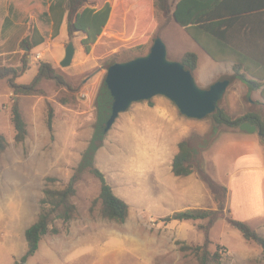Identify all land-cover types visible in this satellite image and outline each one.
<instances>
[{
    "label": "rangeland",
    "instance_id": "rangeland-1",
    "mask_svg": "<svg viewBox=\"0 0 264 264\" xmlns=\"http://www.w3.org/2000/svg\"><path fill=\"white\" fill-rule=\"evenodd\" d=\"M95 1L99 3L105 0ZM90 5L96 6L93 2ZM48 6V0H0V66L14 68L22 66L24 51L21 42L31 36L36 27L47 40L30 53V67L16 79V82L22 85L31 84L38 73L39 64L46 62L52 64L71 87L59 86L54 80L45 79L38 84L34 94L17 96L7 79L0 80V134L5 136L8 142L6 150L0 155V249L6 251L12 241H18L20 248L23 245L27 248L26 230L36 222L42 211L44 191L47 188L63 189L75 176L77 193L73 202L79 210V216L69 222H56L60 232L58 234L49 232L42 237L41 249L31 259L30 264H64L61 245L78 244L79 240L86 241L87 237L82 233L85 228H94L101 232L117 230L124 232L129 228L139 231L141 236L137 238L148 240V248H150L146 254L147 264H198L191 247L204 244L205 236L200 226L206 225L207 220L188 221L186 225L176 226L162 222L163 218L173 215L179 207H189L185 210L219 211V217L210 231L209 249L211 252L219 249V254L222 256L221 264H264L262 249L255 243L247 241L238 229L228 223L227 218L231 216L226 206L220 208L218 205L216 197L219 193L216 194L208 185L198 181L190 184L193 192L187 194L183 191L186 186H181L177 179L160 181L155 176L149 175L143 181H139V176L138 181L111 180L115 193L129 203L130 215L125 223H117L102 217L101 202L96 201L101 191L99 178L89 169L77 175V169L95 130L98 119L96 101L107 74L108 63L113 59L123 62L135 57L138 52L127 49L128 46H125L116 34L106 31L91 53L86 54L84 50L79 51L83 35L76 33L69 37L66 24L62 31L60 30L61 34L52 38L50 22L43 16L44 12L48 11ZM6 17L8 20L5 21L2 31L4 22L2 20ZM157 17L160 29L157 35L160 37L165 33L166 42L177 53L188 51L189 34L186 35L177 28L166 30L167 27L175 25L172 18H166L160 12ZM70 41H73L77 54L73 63L63 68L60 63ZM40 53L43 55L38 57ZM173 57L172 53L168 54L170 60L176 61ZM226 100H222L219 109L227 118L236 120L241 118L242 113L248 111L245 109L247 103L232 101V107L227 108ZM16 101L27 123L28 134L23 142L16 140L13 123V106ZM118 118L108 131L105 140L113 141ZM195 122L197 134L211 136L212 128L216 125L214 116ZM219 128L222 129L218 134L219 138L217 135L212 140L206 152L225 135L222 131L228 129L226 125H221ZM95 162L96 167L102 170L98 167L96 158ZM124 166L130 171L155 170V165L149 164L145 157L135 155ZM203 167L205 168L204 164ZM208 169L210 171L205 170L212 177L210 166ZM195 175L198 177L197 173ZM161 238L163 239L162 254L160 255L158 250L156 255V248L159 249V242L156 241ZM104 239L107 238L97 237L94 245L103 244ZM85 241L80 242L81 245L68 254V257H74L82 252L88 245H84L87 243ZM106 241L109 242L108 244H115L116 240L111 237ZM21 259L22 257H19L15 264L20 263ZM78 262L76 263H87L85 260ZM98 264H118V262L114 260V256H109ZM119 264L137 263L125 258Z\"/></svg>",
    "mask_w": 264,
    "mask_h": 264
},
{
    "label": "trees",
    "instance_id": "trees-1",
    "mask_svg": "<svg viewBox=\"0 0 264 264\" xmlns=\"http://www.w3.org/2000/svg\"><path fill=\"white\" fill-rule=\"evenodd\" d=\"M237 1L236 4V2L232 3V0H114L113 3L107 0L99 3L95 0H49V10L48 12H44L43 16H46L51 23L52 38L59 36L63 21L66 18L69 37H72L76 33H81L83 35L81 44L86 54L91 53L99 38L106 31L117 32L121 42L125 46H128L127 49L138 52V55L135 57L125 60L129 61L146 55L151 48L152 41L159 37L158 35H155L153 38L151 36L155 33L157 27L155 20L157 13L160 12L164 17L177 21L189 36L199 43L213 59L220 61L222 56H237L235 46L230 43L232 29L238 24L251 25L254 20L252 15H258V13H262L261 11L264 10V3H258L256 0ZM92 2L100 7L89 6V3ZM224 8L225 11L221 13L217 11ZM230 8L235 10H231ZM229 9L231 11H228ZM215 21H220L218 24L223 28L222 31H216L210 25ZM249 31L251 30H246L245 33L249 34ZM202 33H205L207 36H202ZM45 42L44 35L38 28L34 27L31 36L24 38L21 42V47L24 51L22 66L19 68L0 66V80L7 79L15 95L34 94L38 84L45 79L54 80L59 86L71 88L64 76L58 73L52 64L46 62L39 64L38 73L31 84L22 85L16 82V79L23 75L30 67V53ZM179 61L187 70L194 74L198 68L199 57L197 53L188 51ZM117 62L116 59L110 61L107 66V72L110 66ZM248 75L254 80L250 79ZM106 76L97 96L98 119L95 130L87 149L82 155L77 175L89 169L99 178L101 191L96 201L101 202L102 217L117 223H125L130 214V206L115 194L103 172L96 167L95 162L96 154L104 145V140L108 133V131L104 133L103 129V100ZM222 79H230V85L235 80L243 81L250 88L248 97L251 91L258 90L264 86V60H234V75L223 77ZM262 96L264 98V90L262 91ZM222 100L219 102V107ZM148 102L151 103L152 99L148 100ZM211 116H214L216 121V125L212 128L211 136H201L196 132H192L188 137L183 139L179 143V153L173 160L172 172L175 177H187L193 173H198L200 179L210 189L214 190L215 193H219V196L216 195L218 199L216 201L220 208H223L225 206L227 189L215 182L207 174L203 167V152L210 147L212 140L222 130L219 128L221 125L238 129L243 122L252 120L253 118L247 115L236 120H231L219 108L206 118ZM253 122L261 128L259 135L261 143L264 145V125L259 120L253 119ZM13 123L16 129V140L23 142L27 137L28 130L18 101L13 106ZM51 123L52 113L49 119L50 126ZM7 146L8 142L5 136L0 134V155L3 154ZM76 179L74 176L63 189L47 188L44 191L42 211L36 222L26 230L27 252L22 257L21 262H17L16 264L26 263L30 257L35 255L43 236L49 232L54 234L60 232L56 227V222H69L79 216V210L73 202V198L77 193L75 188ZM218 217L219 211L217 210L190 209L175 212L173 215L163 218L162 222L207 220L206 225L200 226L205 236L204 244L191 247V249L197 257L198 264H221L222 256L219 254V249L215 252H211L209 249L211 244L210 231ZM227 221L231 226L238 229L247 241L258 245L262 249L264 256L263 235L246 222L235 220L232 217H228Z\"/></svg>",
    "mask_w": 264,
    "mask_h": 264
},
{
    "label": "crops",
    "instance_id": "crops-1",
    "mask_svg": "<svg viewBox=\"0 0 264 264\" xmlns=\"http://www.w3.org/2000/svg\"><path fill=\"white\" fill-rule=\"evenodd\" d=\"M107 1L114 2V0ZM256 1L258 3H264V0ZM235 2L237 4L238 1L232 0V3ZM89 6H91L90 3ZM95 7L99 8L100 6L97 5ZM230 9L235 10L233 8ZM230 9L228 11H231ZM217 11L221 13L225 11V8ZM261 12L262 13H258V15H252L254 20L251 25L238 24L232 29L234 33L232 31L230 43L235 46L237 56H222L220 61L213 59V57H211L199 43L193 40L186 30L175 21V25L166 28V30L171 28L181 29L188 35L187 37L190 41L188 45L190 49L188 51L197 53L199 57L198 68L194 73V77L201 88H209L223 77L233 76L234 60H264V10ZM157 19L158 17H156L155 20L157 27L155 33L151 36L152 38L157 35L160 30ZM6 20H8V17L2 20V22L4 21L2 31ZM219 22L220 21H215L210 25L213 26L214 30L222 31L223 28L219 26ZM65 24L67 25L66 18L63 21L61 31ZM218 26L219 28H217ZM246 30L251 31H249V34H246ZM109 33H114L117 38H119L117 32ZM164 35L166 34L163 33L160 37L167 46L168 54L172 53L174 55V60L179 61L188 51L177 53L173 47L169 46L166 42ZM202 36L206 37L207 35L202 33ZM81 40L79 51L84 50ZM76 54L77 49L75 55ZM248 77L253 79L249 75ZM263 90L264 86L258 90L251 91L250 95L247 97L250 91L249 86L241 80H235L227 89L223 99H227V108L232 107V101L241 104L247 103L245 109L248 111L242 113L241 117L249 115L254 120H259L264 125ZM120 115L121 116L118 118L119 122L115 127L113 141L110 142L109 140H105L104 145L98 150L96 155L97 165L102 169L101 171L105 174V178L112 186L113 190L114 187L110 183L111 180H121L125 182L126 180L136 179L138 181L139 176V181H143L147 179L149 175L155 176L156 179L160 181H164L165 179H177L181 186H186L183 191L187 194L193 192V188L190 187V184H195L196 181H198V183H204L203 181L201 182L199 175L198 177L195 175L196 173L187 177H175L172 172L173 160L179 153V143L192 132H195L197 127L195 122L197 121L196 119H191L181 114L176 105L164 96L152 98L151 103L148 101L133 103L126 112ZM253 119L248 121L255 124ZM222 132H224L225 135L220 137L215 146L207 152L206 150L203 152L205 169L209 170L208 167L210 166L213 180L227 189L225 206L229 215L235 220L248 223L264 236V145L261 143L259 132L249 134L241 131L239 128L235 129L229 127ZM219 136L220 135H218L217 138H219ZM133 155L145 157L149 164L155 165V170L136 169L135 171H130V169H127L124 164L128 162ZM133 175L135 176L133 177ZM117 196L123 199L121 196ZM123 200L127 202L125 199ZM187 208L189 207H179L176 209V212L185 211ZM186 222L188 221H172L170 223L176 226L178 224L186 225ZM102 232L94 228L83 229L82 233L87 237V239L85 238L86 241L83 240L87 242L84 245H88H86L82 252H79L74 257H68V254L77 249L81 245L80 242L83 241L79 240L78 244L73 245H61L64 264H74L79 260L87 261L86 264H98V262H101L109 256H114V260L117 261L118 264L125 258L134 260L137 264L148 263L146 255L147 251L150 249L148 248V240L138 239L137 237L141 236L139 231L129 228L128 230H124V232L120 230ZM16 236H18V234H16ZM99 236H104V238L106 237L107 239H111V237L115 238V244H108L109 242L106 241L107 239H104L103 244L94 245V243H96V238ZM156 243L159 244V249L156 248L155 254L157 255L159 250V254L161 255L163 239L157 240ZM51 247L54 249L57 248L56 246ZM40 249L41 244L38 251L34 256L28 259L26 264L31 263V259L39 253ZM26 252L27 248L24 245L20 248L18 241H12V243L7 246L6 251L0 249V264L4 262L15 264V261L18 260L19 257H23Z\"/></svg>",
    "mask_w": 264,
    "mask_h": 264
},
{
    "label": "water",
    "instance_id": "water-1",
    "mask_svg": "<svg viewBox=\"0 0 264 264\" xmlns=\"http://www.w3.org/2000/svg\"><path fill=\"white\" fill-rule=\"evenodd\" d=\"M75 53L74 43L70 41L60 65L63 68L69 67ZM230 83V79H221L209 88H201L191 71L180 61L168 58L167 46L158 37L146 55L110 66L105 79L103 100L104 133L111 129L119 115L126 112L133 103L148 101L156 96L168 98L188 118L205 119L218 110L219 102ZM239 129L249 134L261 131L251 121L243 122Z\"/></svg>",
    "mask_w": 264,
    "mask_h": 264
},
{
    "label": "built area",
    "instance_id": "built-area-1",
    "mask_svg": "<svg viewBox=\"0 0 264 264\" xmlns=\"http://www.w3.org/2000/svg\"><path fill=\"white\" fill-rule=\"evenodd\" d=\"M42 55H43V54L40 53L38 57H41Z\"/></svg>",
    "mask_w": 264,
    "mask_h": 264
}]
</instances>
